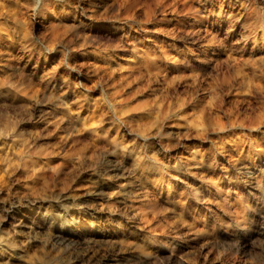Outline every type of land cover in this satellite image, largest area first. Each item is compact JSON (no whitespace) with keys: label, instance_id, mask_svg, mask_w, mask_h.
Returning a JSON list of instances; mask_svg holds the SVG:
<instances>
[{"label":"rangeland","instance_id":"rangeland-1","mask_svg":"<svg viewBox=\"0 0 264 264\" xmlns=\"http://www.w3.org/2000/svg\"><path fill=\"white\" fill-rule=\"evenodd\" d=\"M0 264H264V0H0Z\"/></svg>","mask_w":264,"mask_h":264},{"label":"bare ground","instance_id":"bare-ground-1","mask_svg":"<svg viewBox=\"0 0 264 264\" xmlns=\"http://www.w3.org/2000/svg\"><path fill=\"white\" fill-rule=\"evenodd\" d=\"M75 241V240H74ZM74 243V242H73Z\"/></svg>","mask_w":264,"mask_h":264}]
</instances>
